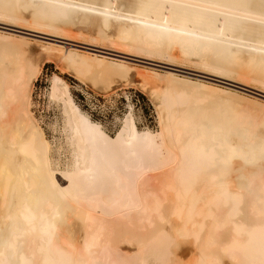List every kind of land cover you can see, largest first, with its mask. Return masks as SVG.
Here are the masks:
<instances>
[{
	"label": "bare ground",
	"instance_id": "obj_1",
	"mask_svg": "<svg viewBox=\"0 0 264 264\" xmlns=\"http://www.w3.org/2000/svg\"><path fill=\"white\" fill-rule=\"evenodd\" d=\"M0 20L264 92V0H0ZM31 44L0 33V264H264V100L143 69L146 85L167 81L150 90L160 132H140L129 114L112 138L55 74L69 152L55 167L31 112L44 59L94 85L133 67Z\"/></svg>",
	"mask_w": 264,
	"mask_h": 264
},
{
	"label": "rangeland",
	"instance_id": "obj_2",
	"mask_svg": "<svg viewBox=\"0 0 264 264\" xmlns=\"http://www.w3.org/2000/svg\"><path fill=\"white\" fill-rule=\"evenodd\" d=\"M1 21L2 20H0V33L29 38L30 42H32L29 47H32L34 51H39V47L35 45L37 43L61 45L79 51L109 57L111 59H121L122 61L127 62V64L129 63V66L133 67H130L131 71L129 69L130 72H127L128 76L122 74L124 75L122 77L121 75L119 76V74H116L115 71V74H113V72L111 73L112 70H109L110 73L106 71L105 74L103 73L105 76L106 73H108L106 79L103 80L105 83L102 81V79L105 78L104 76L103 78H99L98 82L94 85V83L85 81V77L79 78L76 77L75 74L70 73V71L67 70L57 58L44 59L43 69L35 80L32 89L31 112L33 118L36 119L34 121L42 128L47 140L51 144L55 167L64 168L69 160L61 106L50 96L51 81L55 74L68 83L70 95L80 110L93 122L99 123L104 131L112 138L115 137L123 127L124 120L129 114L133 116L136 127L140 132L150 131L153 134H158V132H160V112L156 100L154 97H151L150 90L155 86H165L167 81H164L166 79L161 80L150 78L148 86L140 79L141 76L139 73H143L142 71L144 70H147L148 72L156 71L162 74L172 72L182 77L185 76L192 79L204 80L216 85L232 88L264 100V92L259 90V88H250L211 75V73H205L204 71L198 70L199 68H196V66L174 63L167 61L166 59H156L137 54L123 53V51L121 52L116 45L110 43L104 44V42L98 41L101 43L99 44L97 43V39L94 38H82L77 36L80 38L74 37L73 39H68L64 36H57V34H51L39 30L36 31L31 28L27 29L26 27L16 26L10 22ZM17 43L18 42H15L14 45H21ZM58 61L60 64L57 63ZM127 77L129 79H127ZM78 78L83 80H79ZM100 80L102 82H99ZM237 101L238 99H236V102ZM239 101L238 103L245 101L247 104L244 99ZM242 105L243 106L241 107L246 110V106L244 107L245 104L243 103ZM247 107L255 109L258 113L261 112H259L260 107L258 106V108L257 106L252 105V103L247 104ZM58 163H60L61 166H56ZM57 178L63 185H65V179L60 173L57 174Z\"/></svg>",
	"mask_w": 264,
	"mask_h": 264
}]
</instances>
